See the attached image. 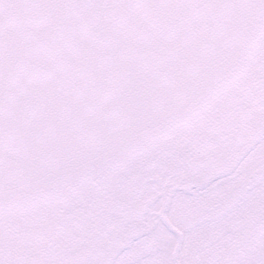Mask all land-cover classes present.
<instances>
[{
  "label": "snow or ice",
  "instance_id": "1",
  "mask_svg": "<svg viewBox=\"0 0 264 264\" xmlns=\"http://www.w3.org/2000/svg\"><path fill=\"white\" fill-rule=\"evenodd\" d=\"M0 264H264V0H0Z\"/></svg>",
  "mask_w": 264,
  "mask_h": 264
}]
</instances>
